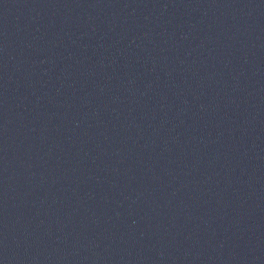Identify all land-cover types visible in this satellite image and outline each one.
<instances>
[{"label": "water", "instance_id": "obj_1", "mask_svg": "<svg viewBox=\"0 0 264 264\" xmlns=\"http://www.w3.org/2000/svg\"><path fill=\"white\" fill-rule=\"evenodd\" d=\"M0 264H264V0H0Z\"/></svg>", "mask_w": 264, "mask_h": 264}]
</instances>
